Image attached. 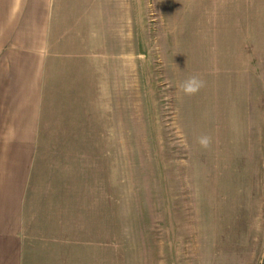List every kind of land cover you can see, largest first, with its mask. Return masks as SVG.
I'll return each instance as SVG.
<instances>
[{"label": "rangeland", "instance_id": "obj_1", "mask_svg": "<svg viewBox=\"0 0 264 264\" xmlns=\"http://www.w3.org/2000/svg\"><path fill=\"white\" fill-rule=\"evenodd\" d=\"M125 3L132 89L115 167L102 158L95 264H264V0Z\"/></svg>", "mask_w": 264, "mask_h": 264}, {"label": "crops", "instance_id": "obj_2", "mask_svg": "<svg viewBox=\"0 0 264 264\" xmlns=\"http://www.w3.org/2000/svg\"><path fill=\"white\" fill-rule=\"evenodd\" d=\"M125 4L0 0V264H95L102 158L115 167L132 89Z\"/></svg>", "mask_w": 264, "mask_h": 264}, {"label": "clouds", "instance_id": "obj_3", "mask_svg": "<svg viewBox=\"0 0 264 264\" xmlns=\"http://www.w3.org/2000/svg\"><path fill=\"white\" fill-rule=\"evenodd\" d=\"M205 86V82L200 79L197 76H190L186 80H184L180 84V90L185 94V95H195L200 91L201 88ZM198 143L202 147H209L211 143V138L208 136H201L198 138Z\"/></svg>", "mask_w": 264, "mask_h": 264}]
</instances>
